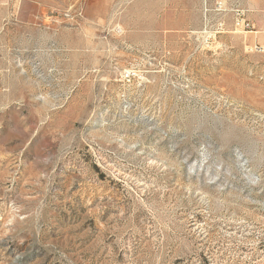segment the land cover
I'll list each match as a JSON object with an SVG mask.
<instances>
[{
  "label": "rangeland",
  "instance_id": "obj_1",
  "mask_svg": "<svg viewBox=\"0 0 264 264\" xmlns=\"http://www.w3.org/2000/svg\"><path fill=\"white\" fill-rule=\"evenodd\" d=\"M0 264H264V0H0Z\"/></svg>",
  "mask_w": 264,
  "mask_h": 264
}]
</instances>
